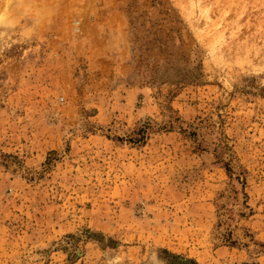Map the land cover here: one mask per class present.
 I'll use <instances>...</instances> for the list:
<instances>
[{"label":"rangeland","instance_id":"obj_1","mask_svg":"<svg viewBox=\"0 0 264 264\" xmlns=\"http://www.w3.org/2000/svg\"><path fill=\"white\" fill-rule=\"evenodd\" d=\"M0 264H264V0H0Z\"/></svg>","mask_w":264,"mask_h":264}]
</instances>
